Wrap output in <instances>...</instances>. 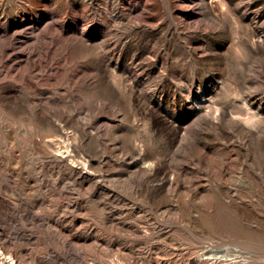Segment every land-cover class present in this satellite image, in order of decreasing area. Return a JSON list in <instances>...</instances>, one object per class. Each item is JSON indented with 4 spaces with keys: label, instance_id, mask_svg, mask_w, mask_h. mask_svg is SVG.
Instances as JSON below:
<instances>
[{
    "label": "rangeland",
    "instance_id": "rangeland-1",
    "mask_svg": "<svg viewBox=\"0 0 264 264\" xmlns=\"http://www.w3.org/2000/svg\"><path fill=\"white\" fill-rule=\"evenodd\" d=\"M9 255L264 264V0H0Z\"/></svg>",
    "mask_w": 264,
    "mask_h": 264
},
{
    "label": "bare ground",
    "instance_id": "bare-ground-1",
    "mask_svg": "<svg viewBox=\"0 0 264 264\" xmlns=\"http://www.w3.org/2000/svg\"><path fill=\"white\" fill-rule=\"evenodd\" d=\"M226 250V249H225ZM223 253H224V251H223ZM2 256V255H1ZM15 256V255H14ZM15 258V257H14ZM14 258L11 256V255H9L8 257H7V260H6V264H17L16 263V261L14 260ZM208 258V257H207ZM216 258V257H215ZM20 259V258H19ZM219 259V258H218Z\"/></svg>",
    "mask_w": 264,
    "mask_h": 264
}]
</instances>
